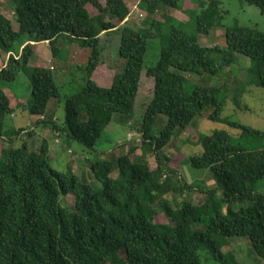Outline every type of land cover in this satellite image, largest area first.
<instances>
[{
	"label": "trees",
	"instance_id": "obj_1",
	"mask_svg": "<svg viewBox=\"0 0 264 264\" xmlns=\"http://www.w3.org/2000/svg\"><path fill=\"white\" fill-rule=\"evenodd\" d=\"M8 1L13 15L0 9V264H203L202 254L218 264H239L222 251L220 239H242L264 261V148L237 147L225 132L201 136L203 154L189 164L211 174L213 189L182 179L181 153L175 162L163 157L177 131H189L208 110L211 120L220 121L226 104L225 88L196 87L189 94L184 75L216 77L246 58V81L231 96L242 109L246 87L264 90V34L236 23L226 29L225 50L201 45L199 37L222 27L220 0H196L197 11L188 13L196 25L193 34L169 13L182 11L181 0ZM239 1L264 14V0ZM137 7L151 17L148 28L128 27ZM110 33L120 34L121 72L102 61L101 39ZM63 37L90 53L81 68L85 85L67 99L60 125L46 117L49 102L61 98L54 70L32 59L41 43H48L57 58ZM150 40L161 41L160 58L144 67ZM144 71L153 90L142 122L132 130L140 146L89 164L99 191L77 175L54 170L47 140L38 149L30 147L37 132L49 129L95 152L114 116L124 122L123 117L134 115ZM22 73L30 85L27 104L3 86ZM18 112L45 120L37 121L35 130L7 125ZM161 116L167 122L156 133ZM231 125L247 138L264 140V133ZM196 193L203 202L191 198ZM69 196L74 197L72 210L61 205V198Z\"/></svg>",
	"mask_w": 264,
	"mask_h": 264
},
{
	"label": "rangeland",
	"instance_id": "obj_2",
	"mask_svg": "<svg viewBox=\"0 0 264 264\" xmlns=\"http://www.w3.org/2000/svg\"><path fill=\"white\" fill-rule=\"evenodd\" d=\"M221 11L223 13L222 27L215 29L208 36L199 37V43L203 46H218L222 50L227 47L225 40V32L228 27L234 26L236 23L240 26L254 28L264 34V14L254 7L249 6L239 0H220ZM182 11L170 10L169 13L175 18L179 24L183 25V29L188 34H193L195 31V22L190 20L189 12L196 10V0H181ZM0 9L6 11L10 16L13 15V7L8 0L0 1ZM151 17L137 7L131 13L128 27L139 30L148 28L150 26ZM15 28L17 24L14 23ZM101 45L105 49L102 56V61L108 62L113 66L116 72H121L123 61L119 56L120 48V34L110 33L101 39ZM162 43L160 40L148 41V50L144 61V67L155 65L160 58ZM58 57L54 59L52 51L48 45H40L36 47L33 63L42 61L46 65L52 61L49 66L52 68L56 85L59 88L61 98L53 99L49 102L46 116L48 118L57 120L58 124L62 125L65 116V107L67 99L73 95L78 94L85 85V75L81 68L87 64L89 57V49L81 46L79 42H70L63 37L59 44ZM15 51H20V44H17ZM5 59L7 56H5ZM64 63V64H63ZM250 66L249 60L241 58L237 65H234L230 70L224 69L218 76L212 77L209 75L197 76L186 74L185 78L188 80L187 92L190 94L196 87H210L217 86L225 88L227 97L224 110L221 114L220 121L211 120L213 115L212 110L205 111L202 117H197L191 124L190 130L186 132L177 131L176 136L172 139L170 144L164 148L163 157L169 161L178 160L177 155L181 153L184 157V162L180 167V174L184 181L189 184L202 183L205 188L213 189L215 184L212 180L211 174L208 171H200L191 167L189 159L192 157H199L203 154V149L199 145V138L203 135L211 136L216 132L227 133L235 146L241 147L247 151L261 150L264 148V140L259 138H247L243 136V132L235 128L231 124H241L252 130L264 133V90L255 86L246 87L242 98V109H238L231 101V96L234 90L243 85L246 81L247 68ZM107 65H104V70ZM105 77V76H104ZM147 79L145 71L141 79V91L135 102L134 115L130 118L123 117L124 122L118 120V116H114L111 124L104 131L100 141L97 144L96 151L91 152L79 145L76 142L66 140L64 135L59 137L60 144H56L54 150H51V167L64 174H74L79 176L86 184L90 185L93 190L99 191L100 184L95 181L93 175L89 170V164L110 159L112 156H121L128 152L130 147L140 146L137 138L128 141L129 134L136 128L134 123H141L146 108L148 107L153 85ZM108 83V82H107ZM108 87V84H104ZM4 88L9 89L12 93L24 100L27 104L30 99V85L27 75L22 73L19 79L12 84H4ZM30 117L27 112H18L15 118H8L7 125L15 127H30ZM81 121L84 116L81 115ZM131 122V126L128 123ZM167 120L161 116L158 118L157 124L154 128L156 133H159L165 126ZM41 139L37 135L31 141L30 147L36 149L33 145ZM55 142V140H54ZM148 161L152 167H156V160L153 155L148 156ZM80 162V163H79ZM79 163V164H78ZM83 165H82V164ZM78 165V167H77ZM116 177V174L113 175ZM261 193L264 194V182L262 183ZM191 198L197 202H203L204 196L198 193L191 195ZM180 202L179 197L176 198ZM61 205L69 210L73 209L74 197H62ZM159 221L164 222L162 218ZM218 243L222 247L224 253H232L239 264H264V261L259 259L252 249L244 243L242 239L226 240L220 239ZM203 264H218L211 258L206 259L202 254Z\"/></svg>",
	"mask_w": 264,
	"mask_h": 264
},
{
	"label": "crops",
	"instance_id": "obj_3",
	"mask_svg": "<svg viewBox=\"0 0 264 264\" xmlns=\"http://www.w3.org/2000/svg\"><path fill=\"white\" fill-rule=\"evenodd\" d=\"M128 21H129V18H128V20H127V23H128ZM42 44H44V45H48V43H41V44H37L36 45V47H38V46H40V45H42ZM52 63V61L50 62H48V65H46L45 64V66H46V68H48V69H52L50 66H49V64H51ZM64 64V63H63ZM47 117V116H46ZM13 118H15V115L14 116H12L11 117V119H13ZM119 120V119H118ZM30 129L31 130H35V124L37 123V117H30ZM128 125H130L131 126V122L130 123H128ZM37 131V130H36ZM134 132V131H133ZM37 135H40L41 136V139L40 140H38L37 142H35L34 143V147L36 148V149H38L39 148V146H40V144H41V142L43 141V140H47L48 142H49V144H50V150H54L55 148V146H56V144L54 143V140H55V137H54V133H53V131L52 130H49V129H47L45 132H43V133H36V135H35V138H36V136ZM34 138V139H35ZM68 142V141H67ZM80 163V162H79ZM78 163V164H79ZM82 164V163H81ZM83 165V164H82ZM77 167H78V165H77Z\"/></svg>",
	"mask_w": 264,
	"mask_h": 264
},
{
	"label": "built area",
	"instance_id": "obj_4",
	"mask_svg": "<svg viewBox=\"0 0 264 264\" xmlns=\"http://www.w3.org/2000/svg\"><path fill=\"white\" fill-rule=\"evenodd\" d=\"M43 120H45V118H44L43 116H42V117H37V121H43ZM54 136H55V142H54V143H55V144H60V139H59V137H60V133H55ZM133 138H137L138 141L140 142L137 133H131V134H129V136H128V141H132Z\"/></svg>",
	"mask_w": 264,
	"mask_h": 264
}]
</instances>
